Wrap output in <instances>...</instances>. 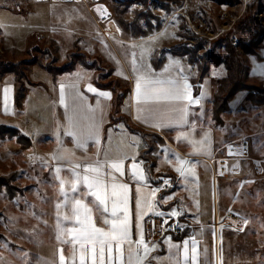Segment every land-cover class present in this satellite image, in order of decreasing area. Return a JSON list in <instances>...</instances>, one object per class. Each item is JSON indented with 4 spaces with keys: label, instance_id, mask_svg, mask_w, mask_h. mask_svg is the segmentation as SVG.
Returning <instances> with one entry per match:
<instances>
[{
    "label": "rangeland",
    "instance_id": "rangeland-1",
    "mask_svg": "<svg viewBox=\"0 0 264 264\" xmlns=\"http://www.w3.org/2000/svg\"><path fill=\"white\" fill-rule=\"evenodd\" d=\"M97 6L106 8L107 13L102 16ZM258 13L264 14V0H0V64L6 67L24 64L27 82L33 84L28 86L23 108L19 109L15 105L14 76L0 77V125L15 127L32 140L31 149H25L28 144H20L19 139L9 135L0 140V176L8 177L16 187L10 192L0 190V264L33 263L30 250L44 245L45 238L58 231L54 226L56 204L61 202L62 195L56 168L70 172L66 168L71 167L75 163L73 161L89 155L120 157L127 154L139 157L138 160L150 169L158 159L160 148L166 153L175 151L162 138L134 129L126 106L131 89L128 74L135 76L150 68L151 75H156L168 57H177L190 72L191 79L202 81L198 84V92L206 83L207 104L211 106L213 121L210 125L216 136L221 132H227V136L238 132L231 125L223 128L226 131L221 129L223 115L230 112L231 108L235 110L231 113L234 117L229 115V122L233 118L236 120L238 114L239 119L252 122L257 114L253 113L254 110L262 105H255L248 91L241 90L236 94L229 103V109L220 115L221 124H217L213 117V102L219 87L218 80L227 75L224 63L228 58V50L223 37L231 35L230 42L236 53L241 61L243 59L250 66L243 46L252 49L249 46L254 44L256 37L255 48L264 42V16L259 19ZM100 16L108 20L101 22ZM119 17L131 24L133 29L137 28L141 20L145 32L150 31L147 23L151 24L154 33L135 39L122 29L117 21ZM111 23L115 25V30ZM239 28L246 31L240 33ZM233 36L239 40L238 46L233 45ZM136 40L139 41L129 42ZM202 44H205L204 48L197 50L198 55L201 59L209 55L211 59L203 61L199 68L191 65L187 58L172 54L176 48L181 53L188 49L195 50ZM215 44L218 46L215 47ZM141 45L150 50L143 56ZM73 54H82L84 62L93 69L78 66L75 71L54 79L47 68L69 65ZM133 59L136 61L135 72ZM174 67L172 63L166 69V76L174 74ZM78 73L83 78L79 79L78 88H72L69 85L76 82ZM98 82L111 93L108 106L104 99L100 101L102 118L99 111L95 113L98 120L102 119L99 131L104 124L107 128L100 136L103 137L100 145L94 139L84 142L82 137L83 146H78L74 138L65 132L87 130V118L92 115L87 106L94 102L90 97L85 105L77 97V92L83 96V90L90 92L89 84L94 87ZM62 84L65 85V91L75 93V96L68 98L65 92L64 104L60 102ZM113 93L115 97H112ZM113 101L117 102L114 114ZM72 106L78 109L74 112ZM74 114L79 124L76 126L68 120V116ZM134 139H138V145ZM91 140L94 142L89 143ZM176 146L188 154L187 147ZM54 156L57 158L54 159ZM161 186L168 191L174 185L168 181V184L162 183ZM12 195L16 197L11 198ZM242 199L238 198V201ZM256 212L260 214L259 209Z\"/></svg>",
    "mask_w": 264,
    "mask_h": 264
},
{
    "label": "crops",
    "instance_id": "crops-1",
    "mask_svg": "<svg viewBox=\"0 0 264 264\" xmlns=\"http://www.w3.org/2000/svg\"><path fill=\"white\" fill-rule=\"evenodd\" d=\"M137 41L139 40L129 42L135 43ZM247 57V60L251 62L249 63L250 66H248L250 69L247 80L248 85L264 90V42L261 43L257 50V55H247ZM252 59H257V61H253ZM172 61H178L179 63L174 64V74L166 76V73H168L165 72L166 66L167 68L170 67ZM128 76L129 78L127 79L131 84V89L126 106L128 107L134 129L137 128L146 135H156V137L162 138L168 146L175 150L171 153H166V151L160 148L159 155L157 156L158 159L154 163V167L150 169L146 167L143 161L138 160L139 157L135 156V162L140 164V167L144 170L147 187H144L145 182H138L131 177L130 166L133 161L130 156L125 160V176L120 177L118 173L115 174L118 179L130 185L133 241L138 239L135 229V190L138 183L145 193L153 188L160 189L156 193L155 200L153 201L155 206L154 210L149 211L141 221L146 243L149 247L155 245L154 250L148 253L144 264H185L183 253L184 241H188V264H191V245L193 239L197 242L198 264H264V195L262 196V193L264 194V105L254 110L253 113L257 114L252 122L239 119L240 115L238 113L237 119L234 120L233 118L229 122V115L235 110V108H231L230 112L223 115L224 122L221 124V129L231 125L233 126V130H238V132H234L230 136L225 134L227 132H221L220 135L216 136L213 126L210 125L213 121L211 106L207 104L206 83L204 82L201 92L196 93L193 84L194 80L191 79L190 72L184 68L181 59L179 60V58L171 56L167 58L166 64L162 69L157 71L156 75H152V78L173 79L181 84L184 83L186 78L187 83L191 86L193 98L198 99L200 103L189 106L187 124H172L157 128L153 127L154 121L145 120L143 115H141V119H136L137 106L135 105L133 96L137 75L131 76L128 74ZM93 88L97 89V93L102 92L96 83ZM65 92L68 98L71 95L75 96L73 92L67 90ZM82 92L85 95H77V97L80 101H84L85 105L88 104V98L91 97L94 102L90 105L91 108L96 107L97 100L101 101L104 99L107 102V106L111 101V99L95 94L96 92L90 93L85 90ZM202 93L203 96H201ZM145 107L155 109L158 106L149 105ZM243 108L245 109L246 107ZM71 109L75 112L78 108L75 109L72 106ZM160 110L163 111V108L161 107ZM202 115L204 116L203 119H201ZM231 115L234 117V114ZM68 118L71 125H79L76 121L75 114L72 116L69 115ZM193 125L194 131L192 129ZM106 128L107 126L104 124V127L100 131V136H102V133L104 134ZM182 132L187 134L189 139H195L197 141L201 140L205 133H210V146H206L208 147V152H196L188 140L183 138L177 140V137ZM102 140L103 137L100 138L98 145L101 144ZM93 142V140L89 141V143ZM244 142L248 143L247 151L241 145ZM234 143L235 145H233ZM114 144H117V139H115ZM175 144L183 148L187 147L188 154L181 152ZM100 150L101 147L98 149L99 153L101 152ZM224 152L225 155H223ZM242 152H246V156ZM176 154L195 165L196 177L189 175L185 179L175 171V168L179 166L176 161ZM97 158L101 161L105 159L101 155L94 154L73 162L83 165L94 162ZM108 158L116 159L119 157ZM166 159L171 160L172 163H167ZM218 160L228 161L223 165L226 167L223 175H220L216 170ZM66 169L69 170L70 166ZM57 175L65 181H68L65 184V191L71 199L75 195L71 192L70 188V180L72 179L71 172L61 169ZM160 176H167L169 178ZM165 180L172 182L174 185L173 189L168 191L162 189L161 185L162 182L165 184ZM80 187L83 190V185ZM165 196H170L171 199L165 202L162 199ZM238 198L243 199L238 201ZM60 200L61 202L59 203L63 205L64 197L62 196ZM258 209L261 215L256 212ZM173 210L179 212L180 215L175 217L171 216L170 213ZM155 212H161L163 215H155ZM65 214L71 215L70 205L68 208L62 207L60 209V222L61 227L71 228L73 226L72 222L63 220ZM160 217L181 220L187 225L184 234L182 236H175L171 233L160 231L157 224V219ZM95 218L97 225L103 226L99 212L95 213ZM245 221L247 222L245 223ZM54 226L57 227V213ZM57 233L58 231L46 237L44 245L30 250L29 255L34 258V262L32 263L30 261L29 264H59L61 249H63V255L66 259H70L72 255L71 245L61 243L60 240H57ZM169 237L171 238L170 242L168 241ZM62 239L68 240L70 237L62 236ZM169 243L178 245L179 248H170ZM135 247L136 245L133 244V248ZM125 249H127V245H125ZM140 251L141 255H143L142 248ZM32 258L30 260H33ZM125 259L127 260V251ZM20 264L27 263L21 262ZM77 264H79L78 252Z\"/></svg>",
    "mask_w": 264,
    "mask_h": 264
},
{
    "label": "snow or ice",
    "instance_id": "snow-or-ice-1",
    "mask_svg": "<svg viewBox=\"0 0 264 264\" xmlns=\"http://www.w3.org/2000/svg\"><path fill=\"white\" fill-rule=\"evenodd\" d=\"M97 11L101 15L107 13L106 8L97 6ZM119 31V29H117ZM151 39V38H150ZM135 47V45H133ZM150 51L141 45V55ZM134 55V54H133ZM173 64H178V61H172ZM167 69V66H166ZM133 71L136 69V61L133 59ZM83 77L77 74L76 82L69 85L72 88H78L79 79ZM90 92H97L91 84L88 85ZM7 91V89L5 90ZM77 95L79 93L77 92ZM98 95L107 99L111 98V93L107 91L98 92ZM203 96V93L201 94ZM137 116L136 119H141V115L145 120L154 121L153 127L162 128L172 124L184 125L188 123L189 106L192 104H199L198 99H194L191 93V86L185 81L183 84L173 79H153L151 69L147 72L139 73L135 80V89L133 96ZM60 102L65 103V85H61ZM186 102V103H185ZM149 105L158 106L157 108L145 107ZM163 108V111L160 108ZM88 111L92 113L89 119V125L86 131H66V135L74 138L78 146H83L81 138L84 142L87 139H94L97 144L100 143V125L102 119L98 120L95 113L100 112L101 118L103 116V109L100 101L97 100L96 108L89 106ZM166 117V118H165ZM194 131V125L192 126ZM210 133H205L203 138L199 141L189 139L185 133H180L177 140L181 138L188 140L196 152H208L210 146ZM134 143L138 145V139H134ZM131 146V145H130ZM56 159L57 157H53ZM128 159L127 154L121 155L116 159H109L105 154V159L101 161L97 158L94 162L72 164L69 171L71 172L70 188L74 193L71 199L65 191V184L68 181L60 178V194L64 197L63 205L56 204L57 209V240L61 243H68L72 248V255L70 259H66L63 255V249L60 250L59 264H77V252L79 264H144L148 253L154 250L155 245L149 247L144 238L143 225L141 221L143 217L154 210L153 201L156 193L160 191L159 188H153L145 193L141 186L136 187L135 198V229L138 239L133 241L132 228L133 219L130 211V185L118 179L115 175L119 174L124 177L126 174L125 160ZM133 163L130 166L131 177L138 182H145L146 176L140 164L135 162V155L131 157ZM176 161L179 166L175 171L185 179L188 176L196 177L195 165L188 160L182 159L176 154ZM166 162L171 164V160ZM142 163V162H141ZM61 169L56 168L57 174ZM168 184V181H165ZM83 185V190L81 189ZM91 198V199H89ZM165 202L171 199L170 196L162 198ZM70 205L71 215L65 214L64 221H71L73 226L71 228L61 227L60 209L62 207L68 208ZM99 212L101 216V223L103 226H98L95 218V213ZM155 215H163L161 212H155ZM171 216H179L180 213L173 210ZM247 221H245L246 223ZM167 223V221H165ZM164 230V229H162ZM62 236H69L70 239H62ZM171 238H168L170 242ZM133 244L136 245L133 248ZM127 245V249H125ZM78 246V248H77ZM170 248H179L178 245L169 243ZM141 248L143 255H141ZM127 251V260L125 254ZM207 251V249H205ZM184 261L185 264L189 262V247L188 241H184ZM191 264H198L197 242L192 240L191 245Z\"/></svg>",
    "mask_w": 264,
    "mask_h": 264
},
{
    "label": "trees",
    "instance_id": "trees-1",
    "mask_svg": "<svg viewBox=\"0 0 264 264\" xmlns=\"http://www.w3.org/2000/svg\"><path fill=\"white\" fill-rule=\"evenodd\" d=\"M121 13H123V12H121ZM117 21L120 23L122 29L128 34L129 33L132 34V37H134L135 39L149 37L154 33V29L152 28L151 24H148L147 22L146 23L149 26L150 31L145 32V30L142 28L141 20H139V22L137 24V28H134V29L132 28L131 24L124 22L122 20V18H120V17L117 19ZM252 23H254V20H252ZM134 27H136V25ZM239 30L241 31L240 33L246 31V30L242 31L240 28H239ZM247 31H249V30H247ZM249 34H251V31L249 32ZM230 40H231L230 34H227L223 37V41H224L223 43L226 44L227 50H228V58L226 60V63H224L225 68L227 69V75H226V77H223L220 80H218V86L219 87H218V91H217V94H216V96L214 98V102H213V106H214V108H213L214 116L213 117L215 118L217 124H221L220 115L229 109V103L236 97V94L241 90L248 91L249 97L251 98V101L255 105H258V106L264 105V90L253 87V86H249L247 84L250 69L247 66V64H245L243 59L241 61L239 55L236 53V51H235L234 47L232 46ZM257 40H258V38L256 37L254 39V44L249 46V47H252V49H250V50L248 49V46H243V50H244V52H246V55H257V50L259 49V47L261 45V43H260V45H258V47L255 48V44H256ZM204 45L202 44L200 46H197V48L195 50L194 49H188V50H185V52H181V53L179 51H177V48H176V49L172 50V54L175 56L187 58L188 61L191 63V65H193L196 68L197 67L199 68V66L202 65L203 61H209L211 59V57H209V55L202 56L203 59H201L200 55H198L197 50L203 49ZM217 46H218V44L217 45L215 44V47H217ZM211 53H212V51H211ZM71 58H72V61L67 66H64V67L51 66V67L47 68V70L51 73V75L54 77V79H56L57 76H59V75L75 71L78 68V66H82L86 69H93L92 66H90L89 64L84 62L85 58L82 56V54H73ZM217 65H219V64H217ZM30 66H27V67H30ZM25 69L26 68H24V64L16 65V66L7 65V67L0 64V77H5L6 75H13L14 76V79H15V86H14L15 87V92H14L15 105L19 109L23 108L24 100H25L26 94L28 93V86L33 85L32 83L27 82V73H26L27 70H25ZM28 70H29V68H28ZM202 77H204V76H202ZM241 82H243V83H241ZM201 83H202V81L198 80V78L193 81L196 93L198 92V90H197L198 84H201ZM98 86L102 90H106V91L108 90L107 87L101 86L99 84V82H98ZM113 95L114 96H112V97H115L114 93H113ZM114 107H117L116 101H113V114L115 113ZM113 117H114V115H112V119H113ZM7 135H9V137H12V138L15 137V138L19 139L18 141L20 142V144H21V142L22 143L24 142L25 145L28 144L27 147L25 146V149L30 148L32 145L31 138L24 135V134H21L19 132V130L16 129L15 127L11 128V127H6L3 125H0V140L3 138H6ZM15 175L16 174H13V176H15ZM5 177L0 176V190L6 189V191L8 190V192H10L11 190H14L16 187L11 184L12 182H11V180L7 179L8 177H6V178ZM18 191L19 190H17V192ZM14 197H16V196H14V195L11 196V198H14Z\"/></svg>",
    "mask_w": 264,
    "mask_h": 264
},
{
    "label": "built area",
    "instance_id": "built-area-1",
    "mask_svg": "<svg viewBox=\"0 0 264 264\" xmlns=\"http://www.w3.org/2000/svg\"><path fill=\"white\" fill-rule=\"evenodd\" d=\"M38 1L48 2V0H38ZM262 15L264 16V14L258 13L257 17L259 16V19H261ZM100 20H101V22H105L108 20V18L104 19V17L100 16ZM232 42H233L234 46L239 45V40L236 37L232 38ZM241 145L243 146L244 150L247 151L248 143L244 142V143H241ZM243 155H244V153H243ZM216 165H217V168H216L217 172L220 175H223L224 172L226 171V167L223 166L224 163L221 162V160H218ZM157 221H158L157 224H158L160 231L166 232V233H171L175 236H182L184 234L186 228H187V225H185L181 220H178V219L163 217V218H158ZM165 221H167V223H165ZM162 229H164V230H162Z\"/></svg>",
    "mask_w": 264,
    "mask_h": 264
},
{
    "label": "bare ground",
    "instance_id": "bare-ground-1",
    "mask_svg": "<svg viewBox=\"0 0 264 264\" xmlns=\"http://www.w3.org/2000/svg\"><path fill=\"white\" fill-rule=\"evenodd\" d=\"M112 21V20H111ZM114 21V20H113ZM111 27L115 30L116 29V27H115V25H113V23H111ZM233 151V150H232ZM235 153V152H234ZM163 183V182H162Z\"/></svg>",
    "mask_w": 264,
    "mask_h": 264
}]
</instances>
